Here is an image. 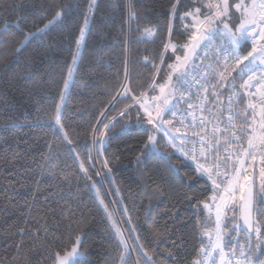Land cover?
<instances>
[{
    "label": "trees",
    "instance_id": "obj_1",
    "mask_svg": "<svg viewBox=\"0 0 264 264\" xmlns=\"http://www.w3.org/2000/svg\"><path fill=\"white\" fill-rule=\"evenodd\" d=\"M176 3L131 0L136 17L129 19V0H97L62 106L63 134L54 116L87 0H0V29L12 24L0 34V264H54V253L70 251L76 236L81 237L79 250L84 253L77 264H122V255L126 264H192L216 238V231L206 235L213 219L201 203L210 202L212 183L177 151L183 147L186 152L187 135L164 125L177 137L172 141L177 148L158 132L161 152H148L144 146L150 130L133 99L151 94L149 86L175 61L171 50L163 49L170 26L173 42L186 40L183 25L188 21L179 16L198 4L179 0L173 17ZM61 9L65 15L59 21L38 31ZM145 29L155 35H145ZM26 33L33 35L21 45ZM240 49L246 53L251 45ZM228 71V81L241 83L247 76L241 79L236 70ZM126 87L131 91L121 95ZM223 88L228 92L227 83ZM214 100L210 96L209 103ZM169 104L165 120L184 108L180 98L169 97ZM105 124L110 127L105 129ZM101 132L106 135L101 137ZM246 137L247 133L234 143L235 155L239 144L246 147ZM221 142L223 146L225 140ZM245 166L250 175L255 173L256 207L264 212L259 197L262 165L259 160L253 165L249 158ZM100 199L127 248L114 235ZM261 212H255L261 228L258 240L254 232L249 239L238 211H228L220 228L226 254L234 250L239 255L243 246L252 264H264Z\"/></svg>",
    "mask_w": 264,
    "mask_h": 264
},
{
    "label": "snow or ice",
    "instance_id": "obj_2",
    "mask_svg": "<svg viewBox=\"0 0 264 264\" xmlns=\"http://www.w3.org/2000/svg\"><path fill=\"white\" fill-rule=\"evenodd\" d=\"M177 0L176 4L172 5V15L175 17L177 11ZM194 4L198 6L194 7L192 10L187 11L179 16L181 21H188L183 25L184 35L186 40L183 44L175 43L171 40V26L169 28V40L164 43L163 49L164 53L171 50L172 54L175 56L174 63L168 64L169 69L167 79L164 83L159 84V95L149 98L146 93H141L140 97H133L136 104L143 110L146 116L145 123L151 125L153 130L156 132H163L165 136H169V143L172 144L173 148L177 146L172 143L177 137L172 136L168 129L164 125H172V120H165L164 115L166 112L171 111L169 104V97L173 99L182 98L175 95V85L173 84V77L175 76V81L177 85H190L191 80L187 79L189 71L195 67L194 57H196L201 48H206L213 42V38L221 40V47L216 51L224 56L223 70L212 69L211 75L217 79V83L210 85L213 89L212 95L217 96L215 92L217 87H225V82L227 86L232 89H236L237 85L231 81H228L229 73V61H234L236 70V75L241 79L245 75L248 76L247 80L239 85V89L242 91H234L232 95L229 96V105L233 103V96H242L246 94L249 97L246 110L244 112H236L235 116H243L245 119V125L239 126L238 130L240 136L236 135V131L230 133V139L226 142L230 143L231 139L237 141L244 138V134L247 133L246 137V147L243 144L237 146L238 154L234 157L226 155L224 158L216 156V158L208 165V149L213 147V142H209L205 137L199 133H193V135H198L200 137V148H199V158L203 159L205 163L196 164V171L212 182V195L209 198L210 202H201L203 204V209H207L209 213H215V223H216V240L215 242H210L209 246H205L201 249V253L204 255L202 260H194L192 264H252V259L249 255L245 254L244 247L241 246L239 257H237L236 252L233 250L230 254L225 253V244L223 242L220 228L223 220L227 218V213L229 210L235 213L239 212L240 218L243 221L245 230L248 233L249 239L251 234L254 232L258 240L261 238V228L258 222L254 218L255 212H261V209L256 207V189H255V177L249 174L248 168L245 166L246 161L250 158L252 164L254 165L257 160L262 165L259 169L260 178V188L259 197L260 203L264 204V0H193ZM97 8V0H87V8L81 10L83 13V23L79 28V34L74 38L76 51L72 55V64L68 68V75L71 77L73 71H75V66L78 62L79 48L84 44L86 40V35L90 29V23L92 21L93 15ZM65 15V10L61 9L56 11L55 15L47 24L44 25L43 29L38 31L43 32L48 28L49 25L56 23ZM236 16L239 19V23L235 25V30L230 23L233 17ZM129 19H134L136 17V12L133 7H131V0H129L128 9ZM2 30H7L6 27ZM145 35L152 37L155 32L145 29ZM33 33H26L24 40L20 41L23 45L25 41L31 37ZM243 42L251 43V51L247 55H239V47ZM16 52H20L21 48L17 47ZM148 58L145 57V61ZM246 62V63H245ZM164 63V54L161 57V65ZM219 64V60L217 61ZM155 67V65H153ZM238 69V70H237ZM257 70H260L259 75H257ZM159 72V70H158ZM202 79L207 81L209 79V72L205 71ZM235 79V78H233ZM195 83L204 89L207 94V87L205 84L201 83V80H195ZM67 81H65V89H67ZM151 90H155L157 85L153 83L149 86ZM130 88H125V92L121 95H126L130 92ZM207 98L205 95L204 99ZM61 102L64 100V95L61 93ZM171 106H174L171 105ZM193 105L189 104L188 108L193 109ZM202 110V105H201ZM229 112L232 113L231 107H229ZM251 110V120L248 119L249 111ZM192 115L191 112L188 113ZM120 115H124L121 112ZM175 117V113H172ZM61 119V105H56V112L54 116L55 125L60 124ZM195 119V117H194ZM229 124L232 127H236L233 124V115L228 116ZM140 123V119H137V124ZM183 124V121H180ZM204 123L203 118L201 119V124ZM105 129L110 127L109 124L104 125ZM180 128H176L175 132L179 133ZM225 130H221L216 127L214 132H221L223 134ZM101 136L106 135L105 132L100 133ZM65 139H67V133H65ZM97 143H102V141H96ZM71 143V141H69ZM183 144V141H181ZM219 140H214L215 146H218ZM145 149L149 151L158 150L156 148V137L154 135H149L145 143ZM177 151L182 152L186 157L190 155L193 161H197L198 158L195 155V145L193 146L191 154L184 152L183 147L177 148ZM228 152V149H225ZM139 157L137 160L139 161ZM229 160L232 161L231 170L227 169V164ZM104 167L107 168V160L103 161ZM222 165L224 166V171H221ZM252 165H249L251 167ZM81 169L84 170L85 175H87V169L84 168L83 163L80 164ZM99 175V173H97ZM88 179H91L89 176ZM219 181V182H218ZM99 203L104 207V211L107 214L109 221H111V227L114 230V235L119 240V243L127 248V244L124 240L123 233L120 227L117 225L116 221L112 218V213L108 211L107 205L104 204L102 199ZM264 214V212H261ZM235 214L231 219H235ZM23 231V229H21ZM207 235V233H206ZM264 242V241H262ZM80 244V237L76 236L74 242L72 243L70 251H64L61 254L60 251L54 253V264H77L76 257L82 256L83 253L79 252L78 245ZM251 250V245H248ZM216 254L219 255V261L216 260ZM231 257V258H229ZM151 260V257H149ZM122 264H126L123 255L121 256Z\"/></svg>",
    "mask_w": 264,
    "mask_h": 264
},
{
    "label": "built area",
    "instance_id": "obj_3",
    "mask_svg": "<svg viewBox=\"0 0 264 264\" xmlns=\"http://www.w3.org/2000/svg\"><path fill=\"white\" fill-rule=\"evenodd\" d=\"M221 40L218 39L212 44H210L206 48H201L198 55L194 57V65L190 71L187 79L191 80L192 83L190 85H183L179 86L178 88V96H181V93L183 94L182 102L184 103V108L180 110H176L173 113H175V117L171 114L172 118V125L171 128L174 130L176 128H180L182 133L187 135V150L186 152L190 153L192 152L193 146L195 145V155L197 156L198 160L193 161L190 158V155L186 157L184 154L182 156L186 159L187 162H189L192 166L196 168L197 162L199 163H205L203 159L199 158V148H200V137L198 135H193V133H199L205 137V139L209 142H213V147L211 149H208L207 155H208V165L210 166L211 162L216 158V156H219L220 158H224L226 155H229L231 157H234V143L237 142L235 139H231V142L228 143L230 139V133L232 131H236V135L239 136V124H240V117L241 116H235L234 113L236 112H244L246 110V106L248 104L249 97L246 94H243L242 96H233V103L231 106L229 105V96L232 95L234 91H242L239 89V85L241 83H238L236 80H229L237 85L236 89L229 88L228 92H224V88L217 87L215 89V92L218 94L219 99H217V96H214L210 94L207 91V94L205 93L204 89L200 88L199 85L195 83V80L199 79L201 80V83L205 84L207 89L209 88L208 85L210 83L215 82L217 83L218 77L214 78L211 75L212 69H219L223 70V61L224 56L222 54H219L216 50L221 47ZM239 55L242 56V53L239 52ZM219 60V64L217 61ZM229 68L228 69H234V61H229ZM205 71L209 72V79L207 81L202 79L203 74ZM260 70H257V75H259ZM248 76H246L245 79L247 80ZM227 83V82H225ZM205 95H207V98L204 99ZM210 96H213L214 104L209 103ZM241 98V99H240ZM192 104L194 107L193 109H189L188 105ZM202 105V110H201ZM229 107L232 109V113L229 112ZM249 114L251 115V110H248ZM191 112L192 115H189L188 113ZM232 114L233 115V124L236 125V127H232L229 124L228 116ZM195 117V119H194ZM203 118L204 123L201 124V119ZM183 121V124L180 123V121ZM218 127L221 130H227L224 131L223 134L221 132H214V129ZM225 140V144L222 146L219 143L218 146H215L214 140ZM225 149H228V152H225ZM232 161L229 160L227 169L231 170ZM221 171H224V166L222 165ZM207 178V176H204ZM208 179V178H207ZM209 180V179H208ZM211 182V181H210ZM219 182V181H218ZM212 183V182H211ZM216 238L211 239L207 246L210 245V242H215ZM204 259V255L202 254V257L199 260Z\"/></svg>",
    "mask_w": 264,
    "mask_h": 264
},
{
    "label": "rangeland",
    "instance_id": "obj_4",
    "mask_svg": "<svg viewBox=\"0 0 264 264\" xmlns=\"http://www.w3.org/2000/svg\"><path fill=\"white\" fill-rule=\"evenodd\" d=\"M230 23H231L232 26H233V30H235V25L239 23V19H238L236 16H234L233 19H232V21H231ZM245 43H248V42H243V43L241 44V46L239 47V50H238L239 52H242L240 48H241L243 45H245ZM249 44L251 45V43H249ZM251 47H252V45H251ZM247 53H248V52L244 53L243 56H244V55H247ZM173 63H174V62H173ZM168 72H169V69L167 70L165 76H164L160 81H158V82L156 83L157 87L155 88V90H154L151 94L147 95L149 98H151V97H153V96H157V95H159V87H158V85H159V84H162V83L165 82V80L167 79ZM73 74H74V71H73L71 77H69V75H68V78H67V80H66V81H67V84H68L67 89H65V85H64V89H63V92H62L63 95H64V100H63V102H61V100H60V103H59V105H61V112H62V106H63V103H64V101H65V99H66V96H67V94H68V91H69V87H70V84H71V81H72V78H73ZM173 84L175 85V95H176V81H175V76L173 77ZM54 122H55V120H54ZM145 126L150 130V135H154V136L156 137V148H157L158 150H154V151L161 152V150L157 147L158 132L154 131L151 125H147V124L145 123ZM58 127H59L60 131L63 133L62 128H61L59 125H58ZM165 128L167 129V127H165ZM162 133H163V132H162ZM63 134H64V133H63ZM163 134H164V133H163ZM101 137H102V136H101ZM101 137H99V141H102V140L100 139ZM100 144H101V143H99V145H100ZM147 151H148V152H152V151H149V150H147ZM95 195H96V194H95ZM96 196H97V195H96Z\"/></svg>",
    "mask_w": 264,
    "mask_h": 264
},
{
    "label": "crops",
    "instance_id": "obj_5",
    "mask_svg": "<svg viewBox=\"0 0 264 264\" xmlns=\"http://www.w3.org/2000/svg\"><path fill=\"white\" fill-rule=\"evenodd\" d=\"M250 51H251V49H250ZM249 52V51H248ZM242 53V52H241ZM243 54L244 53H242V56H243ZM246 63V62H245ZM169 130V129H168ZM169 132H170V134L172 135V136H175L174 134H173V132L171 131V130H169ZM168 138H169V136H167ZM176 137V136H175ZM175 141H176V139H174ZM179 143V142H178ZM207 210V209H206ZM207 212L209 213V211L207 210ZM211 214V216H212V219H213V221H212V223H213V227L211 228V229H209L208 231H207V234L208 235H211V234H213L215 231H216V223H215V213L213 212V213H210ZM222 239H223V242L225 241V236H222ZM226 253V252H225ZM237 257H239V255H237ZM229 258H231V257H229ZM216 260L217 261H219V255L218 254H216Z\"/></svg>",
    "mask_w": 264,
    "mask_h": 264
},
{
    "label": "water",
    "instance_id": "obj_6",
    "mask_svg": "<svg viewBox=\"0 0 264 264\" xmlns=\"http://www.w3.org/2000/svg\"><path fill=\"white\" fill-rule=\"evenodd\" d=\"M8 25H12V24H11V23L4 24V26L0 29V34H2L4 31H6V30H2V29H4L5 27H6V29H7ZM14 25H16V23H14ZM51 25H53V24H51ZM51 25H49L48 28H49ZM48 28H47V29H48ZM45 30H46V29H45ZM25 43H26V41L24 42V44H25ZM251 175H253V176L255 177V173H254V172H253ZM254 218H255V213H254ZM239 219H240L241 224H242L243 227L245 228V226H244V224H243V221H242V219L240 218V214H239ZM80 238H81V237H80ZM79 246H80V244L78 245V249H79ZM79 252H81V251L79 250ZM81 253H83V252H81ZM83 257H84V253H83L82 256L76 257V260H77V259H80V258H83Z\"/></svg>",
    "mask_w": 264,
    "mask_h": 264
}]
</instances>
